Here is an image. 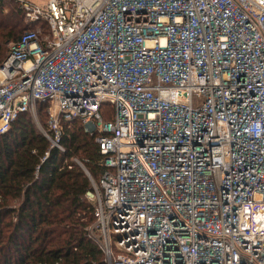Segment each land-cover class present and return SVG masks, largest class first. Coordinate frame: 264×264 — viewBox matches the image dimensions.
<instances>
[{"label": "built area", "instance_id": "built-area-1", "mask_svg": "<svg viewBox=\"0 0 264 264\" xmlns=\"http://www.w3.org/2000/svg\"><path fill=\"white\" fill-rule=\"evenodd\" d=\"M17 1L0 134L28 112L65 151L82 120L107 264H264V0Z\"/></svg>", "mask_w": 264, "mask_h": 264}, {"label": "trees", "instance_id": "trees-1", "mask_svg": "<svg viewBox=\"0 0 264 264\" xmlns=\"http://www.w3.org/2000/svg\"><path fill=\"white\" fill-rule=\"evenodd\" d=\"M5 6L0 0V65L9 45L35 26L19 4ZM101 114L111 120L113 105L103 104ZM38 118L46 127L42 104ZM62 143L65 151L50 149L28 112L0 134V264H107L89 234L96 220L87 198L93 184L78 163L98 182L103 171L98 144L81 119L64 123Z\"/></svg>", "mask_w": 264, "mask_h": 264}, {"label": "rangeland", "instance_id": "rangeland-1", "mask_svg": "<svg viewBox=\"0 0 264 264\" xmlns=\"http://www.w3.org/2000/svg\"><path fill=\"white\" fill-rule=\"evenodd\" d=\"M5 1H6V6H5V7H7V8H8L10 5H11V6L16 5V3L19 4L17 0H5ZM35 1H36L37 3L41 2V1H39V0H35ZM9 47H10V45H9ZM87 198H88L89 201H91V199H90L89 197H87Z\"/></svg>", "mask_w": 264, "mask_h": 264}]
</instances>
